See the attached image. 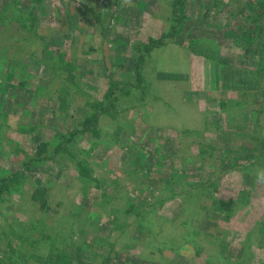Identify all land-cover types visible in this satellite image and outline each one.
<instances>
[{
    "label": "rangeland",
    "instance_id": "obj_1",
    "mask_svg": "<svg viewBox=\"0 0 264 264\" xmlns=\"http://www.w3.org/2000/svg\"><path fill=\"white\" fill-rule=\"evenodd\" d=\"M131 4L0 0V264H264V0Z\"/></svg>",
    "mask_w": 264,
    "mask_h": 264
},
{
    "label": "trees",
    "instance_id": "obj_2",
    "mask_svg": "<svg viewBox=\"0 0 264 264\" xmlns=\"http://www.w3.org/2000/svg\"><path fill=\"white\" fill-rule=\"evenodd\" d=\"M182 4V3H181ZM185 6V5H184ZM180 7L177 6V2L175 7H173V18H172V25L169 29V32L163 35V39L165 38H173L175 37V35L177 34V30L178 28L182 25V22L185 19V15H183L184 10H182V8L184 7ZM264 7V6H263ZM163 43L161 44H153V45H149V44H145L143 46V49L141 48V54L138 57V62H141L142 60H144V55L147 52H151L153 49L159 48L160 46H162ZM193 54H195V56L197 55L196 50H192ZM138 62L135 64V69H138L139 64ZM113 92V88L109 91V93ZM98 119L95 116H88L85 118V120H83V122L80 124L81 127L77 126L74 130H72L69 135H65L64 133H60L58 135L59 138V143L52 147L50 146V144H48V142H42L39 144L36 152L34 153V155H32L29 159V161H26V163H24L25 169L28 170L30 168H32L35 165H44L47 161L49 160H55L56 157L62 158L64 160H66L65 158V154L68 153V151L65 148V142L67 141H71L74 140L76 137H80L83 135H86V133L91 132L92 130L95 129L96 127V121ZM68 160V159H67ZM22 172L24 171H19L17 173L18 176H22ZM9 173H11V171H8L6 169H2L0 171V195H1V191L3 189V193L9 191L10 187H9V183H16V179L15 176H11ZM13 179V180H12ZM24 180L21 181V183H23ZM47 191L46 189L40 188V189H34L32 195H31V200L34 203H37L40 207L41 210H45L46 205H47ZM2 202H5L6 198L4 197V195L2 194ZM133 208L130 207L129 212H131L130 210H132ZM24 235H28V233H25ZM16 236H18L16 234Z\"/></svg>",
    "mask_w": 264,
    "mask_h": 264
},
{
    "label": "clouds",
    "instance_id": "obj_3",
    "mask_svg": "<svg viewBox=\"0 0 264 264\" xmlns=\"http://www.w3.org/2000/svg\"><path fill=\"white\" fill-rule=\"evenodd\" d=\"M123 2L128 6H132L131 0H123ZM251 174L256 182L264 183V168H257Z\"/></svg>",
    "mask_w": 264,
    "mask_h": 264
},
{
    "label": "crops",
    "instance_id": "obj_4",
    "mask_svg": "<svg viewBox=\"0 0 264 264\" xmlns=\"http://www.w3.org/2000/svg\"><path fill=\"white\" fill-rule=\"evenodd\" d=\"M163 32H164V31H163ZM168 32H169V30H168L166 33H168ZM166 33L164 32L163 35L166 34ZM167 46H169L168 43L163 44V45L160 46L159 48L153 49L151 52H153L154 50L160 49V48H166ZM149 53H150V52H149ZM192 55H193L192 58H194V60H195V58H199L198 56H195V54H193V53H192ZM199 59H200V58H199ZM195 62H196V60H195ZM196 65H197V62H196ZM196 68H197V67H196ZM160 73H162L161 76H165V79H166V80H169V76H168L169 73H167V71H164V72L161 71ZM164 82H165V83H168V81H167V82L164 81ZM163 100H164V99H162V101H163ZM164 104H165V106L167 107V110H168V109H169V103L166 102V101H164ZM165 112H167V111L165 110ZM166 115L169 116V112H167Z\"/></svg>",
    "mask_w": 264,
    "mask_h": 264
}]
</instances>
